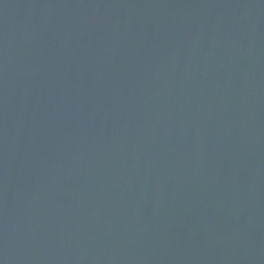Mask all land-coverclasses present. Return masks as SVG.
<instances>
[{"label":"water","instance_id":"95a60500","mask_svg":"<svg viewBox=\"0 0 264 264\" xmlns=\"http://www.w3.org/2000/svg\"><path fill=\"white\" fill-rule=\"evenodd\" d=\"M0 264H264V0H0Z\"/></svg>","mask_w":264,"mask_h":264}]
</instances>
